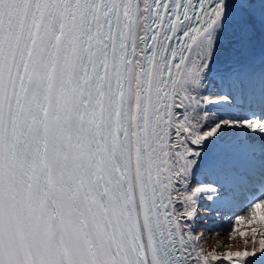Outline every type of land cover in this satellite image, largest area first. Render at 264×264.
<instances>
[{
    "label": "snow or ice",
    "instance_id": "1",
    "mask_svg": "<svg viewBox=\"0 0 264 264\" xmlns=\"http://www.w3.org/2000/svg\"><path fill=\"white\" fill-rule=\"evenodd\" d=\"M0 264H264V0H0Z\"/></svg>",
    "mask_w": 264,
    "mask_h": 264
},
{
    "label": "bare ground",
    "instance_id": "2",
    "mask_svg": "<svg viewBox=\"0 0 264 264\" xmlns=\"http://www.w3.org/2000/svg\"><path fill=\"white\" fill-rule=\"evenodd\" d=\"M200 226H201V227H204V223H203V221L201 222V225H200ZM218 239H219L218 237H212V238L209 240L208 244H207L205 247L208 248L209 250H211V248H212L213 246L216 245ZM223 242H224V243H228L227 238H225ZM220 250H221V251H224V250H226V249H220Z\"/></svg>",
    "mask_w": 264,
    "mask_h": 264
}]
</instances>
